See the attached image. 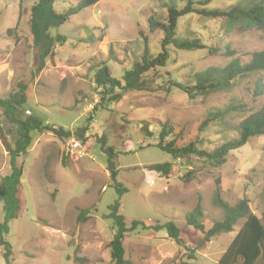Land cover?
I'll list each match as a JSON object with an SVG mask.
<instances>
[{"label":"rangeland","instance_id":"obj_1","mask_svg":"<svg viewBox=\"0 0 264 264\" xmlns=\"http://www.w3.org/2000/svg\"><path fill=\"white\" fill-rule=\"evenodd\" d=\"M35 1L0 0V96L17 91L18 84L25 85L26 102L17 116L31 114L72 133L78 127H87L82 141L86 153L63 152L65 141L77 138L74 134L60 139L51 132L31 131L28 152L16 159L22 165L20 210L4 235L11 245L12 264L112 263L108 243L113 230L111 220L104 214L117 194L106 169V155L98 143L101 135L115 152L116 178L126 187L119 205L126 225L133 219L149 226L171 220L179 227L188 248L166 237L163 229L155 231L139 225L123 238L124 256L135 264H176L180 260L215 264L239 230L242 219L231 231L205 241L201 232L186 225L184 213L194 207L200 196L204 227L220 220L222 211L211 202L217 184L221 197L230 204L246 197L250 210L264 224V135L252 136L245 145L230 151L219 167H212L197 156L173 159L155 145L165 121L178 126L165 138L166 141L176 134L177 145L194 142L198 148L211 150L220 142L237 137L235 130L220 121L210 122L202 130L198 124L208 109L223 107L233 98L245 107L227 115L230 125L259 108L264 95L253 94L257 76L238 81L229 91L194 98L171 82L186 83L193 71L224 65L233 58L249 60L252 52L264 49V29L234 28L226 32L221 18L183 15L178 18L175 37L195 36L206 47L187 51L168 45L165 65L145 75L147 89L122 91L120 100L109 102V95L103 96L94 83L97 68L104 62L110 74L120 79L140 56L143 34L150 53L156 55L162 31L150 32L147 19L155 14L164 21L165 4L182 6V1L99 0L83 8L49 29L51 36L61 35L65 40L55 45L54 56L46 58L44 68L37 74V50L29 29L30 6ZM77 1L55 0L54 8L62 11ZM234 1L211 0L208 6L223 8ZM226 45L234 54H228ZM262 79L264 83V75ZM15 136L14 125L0 109V177L9 172L5 146ZM163 162L172 163L168 174L150 169L151 164ZM83 209H88V213L79 221L78 214ZM190 252L194 258L187 260ZM259 261L264 263V253ZM0 264H5L1 248Z\"/></svg>","mask_w":264,"mask_h":264},{"label":"trees","instance_id":"obj_2","mask_svg":"<svg viewBox=\"0 0 264 264\" xmlns=\"http://www.w3.org/2000/svg\"><path fill=\"white\" fill-rule=\"evenodd\" d=\"M99 0H78L75 4L69 5L62 11L54 8L55 0H36L30 6L29 29L32 35V43L37 50V64L34 73H39L45 66L46 58L54 56V47L61 45L64 37L51 36L49 29L56 27L67 21L71 15L76 14L85 7L94 5ZM182 6L169 2L165 4L166 19L160 20L155 14L149 15L148 29L150 32L159 29L162 31L160 40V50L156 55L150 53L147 37L143 34V49L138 57L132 61L129 69L125 70L120 79L112 76L108 66L103 62L94 73V83L101 88L104 95H109L108 100L116 102L120 100L122 91L144 90L148 88V81L145 75L148 71H155L163 67L169 57L168 45H172L180 50L192 51L205 48L198 37L179 39L175 37V30L178 18L196 13L209 18H221L224 20L225 31L234 28L247 30L253 27L264 29V0H235L226 7L208 6L211 0H180ZM10 28L7 29V32ZM209 52L212 51L208 48ZM214 49V48H213ZM228 54H234L226 45ZM257 76L253 89L255 96L264 95V49L251 53L249 60L242 62L238 58L229 60L224 65H210L201 70L193 71L189 74L186 83L172 81L171 84L183 92L189 98L196 96H206L213 92L229 91L238 81L249 76ZM19 89L7 96H0V109L4 118L15 127V139L10 145H6L8 154L9 172L0 177V201L2 202V219L0 221V248L5 264H12V249L10 243L4 238L9 231V222L18 217L20 201L18 191L22 165L17 164V157L28 152L32 143L31 131L38 133L51 132L60 139L68 138L74 134L81 141H85L84 133L87 127L76 128L72 133L62 127H56L49 123H44L38 117L28 114L23 118L17 116V111L26 102L25 85L18 84ZM116 91V92H115ZM232 101L223 107H212L204 114L198 124V129L202 130L210 122H222L227 128L235 130L237 137L220 142L211 150H205L195 146L194 142L185 145H177V136L171 139L165 138L177 131L178 126L165 121L159 129L156 146L166 151L173 159L186 156H197L205 159L212 167H219L226 161L228 153L245 145L250 137L264 135V99L262 105L250 110L235 125H230L227 115L233 111H243L244 105L241 102ZM146 133L148 127L143 125ZM179 134V133H178ZM98 143L102 152L106 155V169L108 176L112 180L117 194V198L108 205V212L105 218L111 220L113 230L112 237L108 243L111 264H135L125 258L123 238L126 232H131L141 226L142 228H152L155 231L165 230V236L172 239L180 247L188 249L180 236L179 227L171 220L161 224L145 225L143 221L133 219L127 226L124 216L119 213L120 197L126 191L120 181L117 180V169L113 158L115 152L111 146L106 144L104 135L98 138ZM171 162L154 163L150 169L168 174L171 170ZM189 172V171H188ZM190 173V172H189ZM188 177V175H186ZM216 183H219L218 179ZM201 198L198 196L194 207L184 213V222L187 226L202 233L203 239L209 241L222 232L232 230L237 220L242 219L239 230L229 242L225 250L221 253L215 264H264L259 258L264 253V224L260 217L250 210L249 200L246 197L238 199L233 204L225 201L220 194V187L217 184L211 198L213 206L222 211V218L214 220L210 227L205 228L203 224L204 212L201 206ZM88 213V209L79 211L78 220H83ZM192 252V251H191ZM188 253L187 260L193 259L194 255ZM176 264H189L187 261H178Z\"/></svg>","mask_w":264,"mask_h":264},{"label":"built area","instance_id":"obj_3","mask_svg":"<svg viewBox=\"0 0 264 264\" xmlns=\"http://www.w3.org/2000/svg\"><path fill=\"white\" fill-rule=\"evenodd\" d=\"M63 152L68 153H77L79 155H84L86 153V146L78 138L71 137L63 145Z\"/></svg>","mask_w":264,"mask_h":264}]
</instances>
